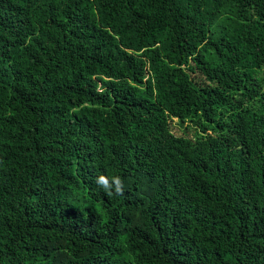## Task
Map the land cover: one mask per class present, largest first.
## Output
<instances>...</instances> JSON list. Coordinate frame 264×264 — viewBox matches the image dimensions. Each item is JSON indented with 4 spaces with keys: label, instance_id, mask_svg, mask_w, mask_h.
<instances>
[{
    "label": "trees",
    "instance_id": "obj_1",
    "mask_svg": "<svg viewBox=\"0 0 264 264\" xmlns=\"http://www.w3.org/2000/svg\"><path fill=\"white\" fill-rule=\"evenodd\" d=\"M0 264H264V0H0Z\"/></svg>",
    "mask_w": 264,
    "mask_h": 264
},
{
    "label": "clouds",
    "instance_id": "obj_2",
    "mask_svg": "<svg viewBox=\"0 0 264 264\" xmlns=\"http://www.w3.org/2000/svg\"><path fill=\"white\" fill-rule=\"evenodd\" d=\"M96 184L103 188L104 192L109 196H121L123 195L124 184L119 176H113L109 179L105 175H99L96 178Z\"/></svg>",
    "mask_w": 264,
    "mask_h": 264
},
{
    "label": "rangeland",
    "instance_id": "obj_3",
    "mask_svg": "<svg viewBox=\"0 0 264 264\" xmlns=\"http://www.w3.org/2000/svg\"><path fill=\"white\" fill-rule=\"evenodd\" d=\"M199 79V78H197ZM200 80V79H199ZM170 131L173 135L179 136V135H189V131L187 130H181V128L177 127L175 124V120H172V122L169 124Z\"/></svg>",
    "mask_w": 264,
    "mask_h": 264
}]
</instances>
